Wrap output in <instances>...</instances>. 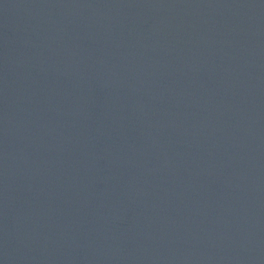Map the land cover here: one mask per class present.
I'll return each mask as SVG.
<instances>
[{"label": "water", "instance_id": "obj_1", "mask_svg": "<svg viewBox=\"0 0 264 264\" xmlns=\"http://www.w3.org/2000/svg\"><path fill=\"white\" fill-rule=\"evenodd\" d=\"M0 264H264V0H0Z\"/></svg>", "mask_w": 264, "mask_h": 264}]
</instances>
